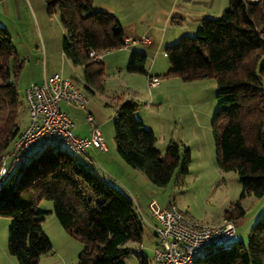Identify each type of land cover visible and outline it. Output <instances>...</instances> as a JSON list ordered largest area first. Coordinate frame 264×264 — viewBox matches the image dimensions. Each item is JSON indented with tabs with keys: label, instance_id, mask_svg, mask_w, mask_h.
<instances>
[{
	"label": "trees",
	"instance_id": "1",
	"mask_svg": "<svg viewBox=\"0 0 264 264\" xmlns=\"http://www.w3.org/2000/svg\"><path fill=\"white\" fill-rule=\"evenodd\" d=\"M47 13L58 12L63 29L62 54L82 69V87L102 90L101 60L89 51L125 47L123 30L111 14L95 9L91 0H44ZM218 17H203L191 36L166 45L165 75L184 80L212 77L217 107L211 119L215 161L222 171H234L241 185L238 200L223 213L233 223L244 214L240 204L248 194L264 195V3L227 0ZM14 48L0 26V158L20 127L19 100L10 63ZM262 59V60H261ZM146 54L130 51L126 70L146 73ZM152 75H148L151 77ZM137 104L118 103L113 129L116 151L155 185L169 182L179 168L188 172L190 151L170 141L164 153L155 146L154 132L135 117ZM0 215L11 218L7 249L18 264H37L52 245L42 229L48 211L41 199L52 201L51 212L66 232L83 242L78 264H124L123 256L137 251L142 222L132 198L107 183L62 147L43 149L0 175ZM139 264H148L146 256ZM198 264H264V214L251 225L246 241L239 237L229 248L200 258Z\"/></svg>",
	"mask_w": 264,
	"mask_h": 264
},
{
	"label": "rangeland",
	"instance_id": "2",
	"mask_svg": "<svg viewBox=\"0 0 264 264\" xmlns=\"http://www.w3.org/2000/svg\"><path fill=\"white\" fill-rule=\"evenodd\" d=\"M91 2L94 8L112 9L122 26H134L132 30L130 29V38L137 40L134 37L140 35L141 29L149 25V34L155 37L156 42L160 37H165L162 44L164 46L176 42L183 35H193L201 25L203 17H218L228 5L227 0H91ZM18 8L21 19L17 18L16 13L10 14V8L8 13L0 18L6 25L15 51L16 61L12 59L10 66L15 73L14 80L19 100L15 119L18 126L21 128L28 121L24 100L25 87L34 83L44 72L50 75L61 72L75 81L87 97L85 108L61 104L62 108H68L67 113L74 122L75 132L87 133L88 126L84 115L90 112L110 152L123 160L115 146L114 114L118 103L134 102L137 104L134 112L141 114L144 119L141 122L154 132L157 146L163 149V153L170 141L183 143L189 148L191 159L188 172L184 174L176 168L169 182L158 186L141 170L133 168L131 170L138 175L134 178L130 176L125 181L128 185L137 187L134 192L138 195L134 194V198L124 188L125 186L117 181L113 184L134 199L135 207L136 205L139 207L138 214L147 221L154 220V213L160 207L173 203L195 221L208 224L221 222L224 211L238 200L241 185L234 171L220 170L215 161L211 131V119L217 107L214 78L184 80L179 76L165 75L163 72L168 66L163 65L167 61L165 54L162 55L163 46L154 61L158 66L156 69L161 73L159 82L154 85L155 87L149 86L143 73L126 70L129 54L125 53H130L128 44L102 54L103 89L89 91L81 86V67L71 64L62 54L63 29L58 12L47 13L44 0L24 2L18 0ZM197 18L200 19L198 25ZM27 47L34 51L33 56L30 57ZM148 60L151 63L152 59ZM33 149V146L26 148L23 157L25 158ZM75 157L86 167L100 174L101 169L95 162L87 161L80 155ZM2 179L0 177V181ZM105 179L107 180L106 177ZM240 204L244 214L234 224L239 239L246 241L251 225L264 214V195L248 194L241 199ZM38 206L41 209L52 208V201L43 198L38 202ZM10 221V217L0 215V264H18L16 257L7 249ZM141 222L140 251L123 256L124 264H139L141 255L146 256L148 264H154L153 248L157 238L152 234V229L146 221ZM42 228L50 239L52 248L51 251L39 256L37 264H78L83 242L69 235L54 214L44 216Z\"/></svg>",
	"mask_w": 264,
	"mask_h": 264
},
{
	"label": "built area",
	"instance_id": "3",
	"mask_svg": "<svg viewBox=\"0 0 264 264\" xmlns=\"http://www.w3.org/2000/svg\"><path fill=\"white\" fill-rule=\"evenodd\" d=\"M264 3V0H251ZM126 42L134 39L125 37ZM105 51H89L93 60H101ZM159 82L157 76L148 79V85ZM24 100L28 111V121L20 128L11 142L10 148L0 158V175L6 174L11 166L24 162V150L33 146L27 154L49 148L62 147L72 155H80L89 160L88 147L107 150L101 138V131L90 112L84 120L88 134L79 136L74 131V122L61 104L85 108L86 95L70 78L54 72L41 83H34L24 89ZM140 216V214H139ZM141 220L152 228L157 243L153 248L154 264H198L201 257L220 248H229L238 237L236 225L230 220L208 224L195 221L183 213L175 204L168 203L154 213V220ZM136 251L140 250L137 245Z\"/></svg>",
	"mask_w": 264,
	"mask_h": 264
},
{
	"label": "crops",
	"instance_id": "4",
	"mask_svg": "<svg viewBox=\"0 0 264 264\" xmlns=\"http://www.w3.org/2000/svg\"><path fill=\"white\" fill-rule=\"evenodd\" d=\"M20 2H24L25 0H19ZM92 3V2H91ZM8 8H10V14H15L16 13V16L18 19H21V15H20V10L18 8V0H0V18L1 17H4L7 13H8ZM94 8V7H93ZM97 8V7H96ZM95 8V9H96ZM100 8V7H99ZM98 9V8H97ZM100 10H103L111 15H113L117 20H118V17L116 16L115 13H113V10L110 9V8H105V7H101ZM209 15H212V14H209ZM205 16V15H204ZM138 18V17H137ZM137 20V19H136ZM199 18L196 19V23L197 25L199 24ZM119 22V21H118ZM135 23V21H133ZM143 22V21H142ZM120 23V22H119ZM121 25V24H120ZM0 26L4 27L6 30V25H4L3 21H1L0 19ZM134 26H130V27H125V26H122L121 25V28L123 30V34L124 36L126 37H130L131 36V33H130V29L132 30ZM149 25H147L146 28L144 29H141V34L137 35V37H134L136 38L137 40L134 39V41L132 42H129V48L128 50L129 51H132V50H140V51H143L145 54H146V62H145V67H146V70L147 72L146 73H143L144 77L147 79V83H148V75H152V76H157L159 79V75L161 74L160 71H158L156 68H158V66H156L155 64V59L156 57L158 56V54L160 53V49H162L161 47H163L164 45L163 42H164V39L165 37L163 36L162 38L160 37L159 38V41H155V37L152 35V34H149ZM8 31V30H7ZM26 44V42H25ZM127 44V45H128ZM167 44V43H166ZM27 45V44H26ZM126 45V46H127ZM169 45V44H167ZM37 46V45H36ZM166 46V45H165ZM164 46V47H165ZM29 49V47H27ZM29 54H30V57L33 56L34 54V51H30L29 49ZM129 53H125V55H127ZM165 53H163L162 55H164ZM128 56V55H127ZM149 58H151L153 60H151V63L149 62ZM161 58H159V61H160ZM165 60V59H164ZM69 61V60H68ZM149 63V64H148ZM165 67L169 66L168 62L165 61L164 64H163ZM168 70V68H167ZM167 70L165 72H163L164 74L167 72ZM61 73V72H60ZM62 74V73H61ZM63 75V74H62ZM50 74H46V72L43 73V75H41L36 81H34V83H41L45 78L49 77ZM64 76V75H63ZM67 77V76H65ZM70 78V77H68ZM71 79V78H70ZM72 80V79H71ZM73 81V80H72ZM81 83L83 82V78H82V75H81ZM75 82V81H73ZM32 83V84H34ZM31 85V84H29ZM27 85V86H29ZM26 86V87H27ZM25 87V88H26ZM155 87V86H154ZM65 106V105H64ZM66 107V106H65ZM65 111H68V108L66 107L63 108ZM27 110V108H26ZM28 113V111H27ZM134 115L137 119H139L140 121L143 122V117H141V114H136L134 112ZM27 123V122H26ZM25 125V124H24ZM23 125V126H24ZM75 131V129H74ZM77 135L79 136H86L88 134V129H87V133L86 132H79V131H76L75 132ZM157 138H156V141H155V146L156 148L161 152L163 153V149H160L158 148L157 146ZM167 146V145H166ZM166 149V147H165ZM164 149V151H165ZM88 152H89V155H90V159L87 160V161H93L95 162V164H97L98 168L101 169V172L100 174H97L94 170H92L91 168H89L91 171H93L97 176H99L101 179H103L104 181H106L107 183H111L113 184V182H119V184H122L123 186H125L124 188L126 190H128V192H130L131 196H133L134 198V194H137V192L135 193L134 191L137 190V187L136 186H133L132 184L128 185L127 184V179L130 178H134V176L138 175L136 174L137 172H134L133 170V167L132 168H128V167H131L130 165H128L124 160H121L120 158H118V156L112 154L110 152V148L107 146V150H100L98 148H95V147H88ZM27 155L26 157L24 158L25 160H27ZM124 161V162H123ZM128 165V166H127ZM135 169V168H134ZM105 177L107 178V180L105 179ZM138 195V194H137ZM134 201V199H132ZM137 207V211L139 209L138 205H136ZM51 209L50 207H45L44 210L48 211L47 213V216H50L51 214H53L51 212ZM57 219V218H56ZM44 220V219H43ZM42 220V221H43ZM223 220H225L223 218ZM223 220L221 222H218V223H222ZM53 221V220H52ZM54 222V221H53ZM236 225V224H235ZM151 228V227H150ZM43 229V228H42ZM152 229V228H151ZM44 231V230H43ZM152 231V234H154L153 230ZM45 233V231H44ZM45 235L47 236V234L45 233ZM50 240V239H49ZM156 242V241H155ZM157 243V242H156ZM142 244V243H141ZM141 244H137L139 247H141ZM128 246H137L136 244L134 243H127ZM140 251V250H139Z\"/></svg>",
	"mask_w": 264,
	"mask_h": 264
}]
</instances>
